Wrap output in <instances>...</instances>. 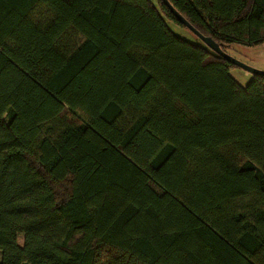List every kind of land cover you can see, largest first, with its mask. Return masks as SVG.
I'll use <instances>...</instances> for the list:
<instances>
[{
  "label": "trees",
  "instance_id": "1",
  "mask_svg": "<svg viewBox=\"0 0 264 264\" xmlns=\"http://www.w3.org/2000/svg\"><path fill=\"white\" fill-rule=\"evenodd\" d=\"M167 1L224 52L264 44V0ZM172 25L0 0V264H264V75Z\"/></svg>",
  "mask_w": 264,
  "mask_h": 264
},
{
  "label": "rangeland",
  "instance_id": "2",
  "mask_svg": "<svg viewBox=\"0 0 264 264\" xmlns=\"http://www.w3.org/2000/svg\"><path fill=\"white\" fill-rule=\"evenodd\" d=\"M150 1L153 4H157V0ZM171 29L178 36H181L192 43L200 44V40L188 29L176 25H172ZM226 52L233 58L250 67L264 71V44L254 47L234 44L232 46H228L226 48ZM229 73L242 86H245L252 79L251 73L239 67H232ZM17 241L19 244L21 243V236H18Z\"/></svg>",
  "mask_w": 264,
  "mask_h": 264
},
{
  "label": "water",
  "instance_id": "3",
  "mask_svg": "<svg viewBox=\"0 0 264 264\" xmlns=\"http://www.w3.org/2000/svg\"><path fill=\"white\" fill-rule=\"evenodd\" d=\"M162 2L170 9V11L173 13L175 18L178 20L179 23H181L184 27H186L189 31H191L194 35H196L209 49H211L213 52H215L217 55L222 57L225 61L228 63H231L235 65L236 67H239L252 75H264V71L255 69L253 67H250L237 59L230 56L228 53L224 52L218 44H216L214 41H212L210 38L203 36L200 34L181 14H179L170 4L167 0H162Z\"/></svg>",
  "mask_w": 264,
  "mask_h": 264
}]
</instances>
